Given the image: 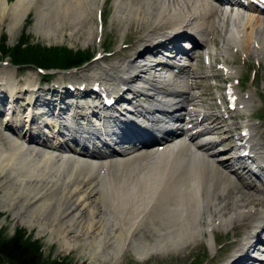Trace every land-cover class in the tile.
<instances>
[{
    "label": "bare ground",
    "instance_id": "1",
    "mask_svg": "<svg viewBox=\"0 0 264 264\" xmlns=\"http://www.w3.org/2000/svg\"><path fill=\"white\" fill-rule=\"evenodd\" d=\"M107 1L112 2L105 9ZM256 3L0 0V25L7 21L10 38L31 12L35 34L54 42L64 33L91 41L104 33L111 12L112 22L126 30L120 52L79 72L61 73L56 82L80 73L78 93L82 86L95 88L92 96L111 101L108 107L91 101L85 109L63 99L43 104L32 76L19 84L16 69L1 68L5 98L12 107L19 101L22 113L17 106L0 124V208L36 227L37 236H46L64 253L78 249L93 264H122L127 251L139 262L199 264L201 252L194 248L204 233L215 243L213 229L226 231L231 225L237 240L226 244L235 248L226 264H264V142L248 121L234 140L228 133L235 123L227 128L222 116L203 110L202 98L210 89L195 92L201 60L216 55L209 44L222 45L219 55L241 52L264 61V2ZM229 7L237 9L228 12ZM98 14L102 30L95 22ZM193 48L202 54L196 60ZM146 53L161 69L134 65ZM178 53L190 60L186 67L169 62ZM217 70L236 74L227 66ZM219 97L226 105L223 113H236L233 121L242 120L252 102L250 93L240 95L233 88ZM89 113L103 122L98 132ZM157 117L175 124V130ZM226 132L219 142L207 141ZM224 139L234 144L220 149Z\"/></svg>",
    "mask_w": 264,
    "mask_h": 264
},
{
    "label": "rangeland",
    "instance_id": "2",
    "mask_svg": "<svg viewBox=\"0 0 264 264\" xmlns=\"http://www.w3.org/2000/svg\"><path fill=\"white\" fill-rule=\"evenodd\" d=\"M15 0H8L9 4L14 2ZM112 1H107L104 5V8L111 6ZM102 10V9H101ZM105 15V14H104ZM95 22L98 27H101V22L99 18V14L95 18ZM34 23V13L31 12L23 26L21 28H17L15 31L14 37L10 38L7 34V21L0 25V46H4L7 48H12L16 46L20 39L26 37V44L27 45H35L40 46L43 48H66L72 52H82L91 55V61L85 66L81 67L80 69L76 70L75 72H79L84 70L88 65H90L94 61H100L102 57L106 54L120 52L124 46L123 38L126 30L123 26H117L115 23L112 22V12L108 14L106 18V22L103 28V32H99L94 39L91 41H86L83 43L84 39H70L67 36V33H64L65 36L62 41H52L46 40L39 35L35 34L33 29ZM102 30V27H101ZM128 32V31H127ZM102 46V47H101ZM222 47L221 44L217 47H213L210 44L207 46V49H212L216 55L215 58L209 60H201L202 68L198 70V80H196L197 84L199 85L198 88L195 90L196 93H202L206 88L210 89V94L204 96L202 98V105L204 107V111L207 114H219L222 116L224 120V124L227 128H231V126L235 123L236 129L230 131L228 135L235 137L238 130L240 129L242 124L245 122H250L251 124L255 125L254 135L257 139L261 142H264V61L257 60L253 54H248L244 56L243 53L238 52L237 55L235 53H230L227 56L223 54H218L220 48ZM217 51V52H216ZM128 55V53H125ZM179 54H177L178 56ZM181 55V54H180ZM191 55H193V59H195L196 55H199L197 51H192ZM222 55V56H221ZM108 57V55L106 56ZM122 57V56H120ZM124 57V56H123ZM180 60V61H179ZM175 59L169 60L170 63L181 64L183 59ZM187 60V59H186ZM196 60V59H195ZM195 60L191 63L196 65ZM188 62V60H187ZM190 62V60H189ZM207 62V64H204ZM247 62V63H246ZM4 63V65H2ZM100 63V62H98ZM246 63V65L244 64ZM227 66L231 67L236 71L234 76H229L225 74V72H221L217 70V68ZM1 68L5 69H16L15 76L16 80L19 84L23 83V80L27 76H32L35 80L36 89H38L37 95L40 97V94L45 96L44 99H40L41 103L47 102L45 98L51 97L54 100H58L59 98H76L78 94H74L75 91L68 90V86L72 87L68 84L70 77L65 76L63 78V83L55 84L59 78V73L52 72V76L50 77L51 81L49 84H45L47 81L44 80L39 72L35 70V68H15L10 63L9 60L0 59V72ZM203 75H210L211 78L205 79ZM80 73L75 74L72 76V81H77L76 79H80ZM76 78V79H75ZM46 81V82H45ZM222 87V89H221ZM229 88H233L236 93L238 94H246L250 93L252 96V102L247 112L244 113L243 119L238 121H233L230 117L233 115L235 116L236 113H223L224 107L226 105L220 101V95L228 93ZM87 92L89 89L85 91V96H87ZM6 94L8 95V89L0 84V110L3 113V118L0 119L1 122L5 124L9 121L6 119L5 116L7 115L6 110L8 109L7 103L3 101L2 105V96ZM84 95V93H82ZM4 97V96H3ZM51 100V103L55 101ZM74 101H77L74 99ZM5 104V105H4ZM56 104V103H55ZM4 126V125H3ZM25 128V127H24ZM225 129H222V133ZM0 133H2L0 131ZM227 135L221 134L219 140L224 138ZM222 137V138H221ZM223 143V144H222ZM221 143L220 149L228 148L232 146V142L228 140H223ZM223 151V150H222ZM222 154H226L223 152ZM231 155V153H230ZM230 163L233 164L232 161ZM231 164V167H232ZM247 177V176H246ZM249 178V177H247ZM251 178V177H250ZM251 180V179H248ZM20 230L24 232L25 236L30 239V242L36 243L41 252L42 259L44 261H66L67 264H93L89 262V259L83 256L79 252L78 249L70 252L64 253L61 247L55 243H49L46 240V236H37V228L36 227H27L23 225L19 219L12 216L10 212H6L0 208V236L2 239H9L15 235V232ZM215 239V243L211 239V234L204 233L205 238L199 241V245L194 249L196 251L201 252V254L197 257L200 259L199 264H226L228 260L231 259V256L234 252L235 248L226 249V244L232 243L234 239L232 236V225L224 231L221 227H217L213 229ZM212 240V244H211ZM237 240V239H236ZM225 247V248H223ZM191 251V249H190ZM190 259L184 261L182 259L175 261L174 264H189ZM122 264H159L155 258H152L148 261H137L130 251H127L124 254V258L122 259ZM167 264V263H166ZM170 264V263H168Z\"/></svg>",
    "mask_w": 264,
    "mask_h": 264
},
{
    "label": "trees",
    "instance_id": "3",
    "mask_svg": "<svg viewBox=\"0 0 264 264\" xmlns=\"http://www.w3.org/2000/svg\"><path fill=\"white\" fill-rule=\"evenodd\" d=\"M26 37L19 43L7 48L0 46V59L9 58V62L17 67H33L39 69H69L81 66L91 57L90 54L72 52L66 48H43L27 45ZM43 75V79H49ZM0 264H67L66 261H44L39 246L30 242L20 230L9 239L0 236Z\"/></svg>",
    "mask_w": 264,
    "mask_h": 264
}]
</instances>
